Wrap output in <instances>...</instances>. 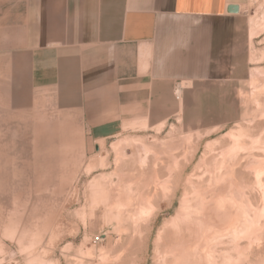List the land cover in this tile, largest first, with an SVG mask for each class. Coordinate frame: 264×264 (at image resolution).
<instances>
[{"label":"rangeland","instance_id":"1","mask_svg":"<svg viewBox=\"0 0 264 264\" xmlns=\"http://www.w3.org/2000/svg\"><path fill=\"white\" fill-rule=\"evenodd\" d=\"M241 3L218 76L179 82L169 118L0 130V264H264V0Z\"/></svg>","mask_w":264,"mask_h":264},{"label":"crops","instance_id":"2","mask_svg":"<svg viewBox=\"0 0 264 264\" xmlns=\"http://www.w3.org/2000/svg\"><path fill=\"white\" fill-rule=\"evenodd\" d=\"M242 9L241 0H0V130L31 129L32 116L52 111L107 140L165 120L179 82L218 76Z\"/></svg>","mask_w":264,"mask_h":264},{"label":"water","instance_id":"3","mask_svg":"<svg viewBox=\"0 0 264 264\" xmlns=\"http://www.w3.org/2000/svg\"><path fill=\"white\" fill-rule=\"evenodd\" d=\"M240 12V8H238L237 6H232V7H229V13L232 14H237Z\"/></svg>","mask_w":264,"mask_h":264},{"label":"bare ground","instance_id":"4","mask_svg":"<svg viewBox=\"0 0 264 264\" xmlns=\"http://www.w3.org/2000/svg\"><path fill=\"white\" fill-rule=\"evenodd\" d=\"M256 170H257V169H256ZM256 170H255V171H256ZM261 170H262V169H261ZM239 174H242V173H239ZM262 174H263V173H262ZM253 175H254V174H253ZM249 177H251V176H249ZM261 179H262V178H261ZM251 181H252V180H251ZM251 181H250V182H251ZM252 184H253V183H252ZM240 198H241V197H240ZM220 200H221V199H220ZM235 201H236V200H235ZM219 202H221V201H219ZM226 203H227V202H226ZM229 203H230V202H229ZM229 203H228V204H229ZM238 205H239V204H238ZM250 205H251V204H250ZM219 206H220V205H219ZM251 206H252V205H251ZM222 207H223V206H222ZM232 207H233V206H232ZM259 208H260V207H259ZM240 211H241V210H240ZM247 211H248V210H247ZM245 212H246V211H245ZM236 213H237V211H236ZM239 216H240V215H239ZM261 216H262V215H261ZM257 217H258V216H257ZM257 217H256V218H257ZM240 218H241V217H240ZM258 218H259V217H258ZM229 219H230V218H229ZM238 219H239V218H238ZM239 220H240V219H239ZM255 221H256V220H255ZM237 222H238V220H237ZM253 222H254V221H253ZM258 222H259V221H258ZM229 224H230V223H229ZM236 224H237V223H236ZM247 224H248V222H247ZM240 226H241V225H240ZM235 235H236V234H235ZM235 235H234V236H235Z\"/></svg>","mask_w":264,"mask_h":264},{"label":"built area","instance_id":"5","mask_svg":"<svg viewBox=\"0 0 264 264\" xmlns=\"http://www.w3.org/2000/svg\"><path fill=\"white\" fill-rule=\"evenodd\" d=\"M177 100H179V97L178 96H177ZM100 242H101V239L100 238H96L95 241H94L95 244H98Z\"/></svg>","mask_w":264,"mask_h":264}]
</instances>
